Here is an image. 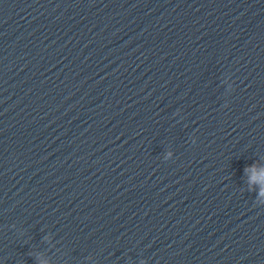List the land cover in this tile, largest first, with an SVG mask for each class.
<instances>
[{"label": "water", "instance_id": "1", "mask_svg": "<svg viewBox=\"0 0 264 264\" xmlns=\"http://www.w3.org/2000/svg\"><path fill=\"white\" fill-rule=\"evenodd\" d=\"M0 264H264V0H0Z\"/></svg>", "mask_w": 264, "mask_h": 264}]
</instances>
